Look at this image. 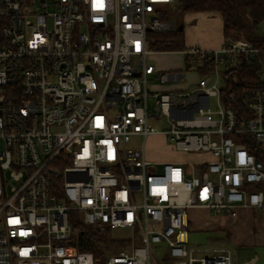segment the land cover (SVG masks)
<instances>
[{
    "label": "built area",
    "instance_id": "2783aa9c",
    "mask_svg": "<svg viewBox=\"0 0 264 264\" xmlns=\"http://www.w3.org/2000/svg\"><path fill=\"white\" fill-rule=\"evenodd\" d=\"M175 2L0 0V264H164L163 245L172 264H241L229 248L189 247L188 209L264 210L249 147L264 151V89L227 86L259 49L185 44L173 52L186 68H158L148 32L177 27ZM187 70L192 90L154 88ZM160 113L165 130L150 121ZM151 135L162 160L148 156ZM72 216L117 250H79Z\"/></svg>",
    "mask_w": 264,
    "mask_h": 264
},
{
    "label": "trees",
    "instance_id": "16d2710c",
    "mask_svg": "<svg viewBox=\"0 0 264 264\" xmlns=\"http://www.w3.org/2000/svg\"><path fill=\"white\" fill-rule=\"evenodd\" d=\"M174 8L183 13L216 11L223 18L226 44L232 45L238 38L254 43L259 49L258 53L248 60H242L240 69L233 72L236 82L230 79L227 86L237 90L252 87L264 89V31L260 32L258 29L259 24L264 21V0H176ZM173 45L174 42L164 44L169 49ZM249 147L264 162V151L257 150L253 144H249ZM260 187L264 189V182ZM70 224L73 228L72 243L79 250L92 251L103 258L117 250L110 232L92 230L75 216L70 218Z\"/></svg>",
    "mask_w": 264,
    "mask_h": 264
},
{
    "label": "rangeland",
    "instance_id": "374dc122",
    "mask_svg": "<svg viewBox=\"0 0 264 264\" xmlns=\"http://www.w3.org/2000/svg\"><path fill=\"white\" fill-rule=\"evenodd\" d=\"M196 12L190 13H183L180 10H176L174 6L168 11V20L175 21L177 26L181 23H184L185 28L181 31H178L176 28L170 30H163L160 32L150 31L148 32V40H147V49L151 50L152 52L149 53V57L152 58V61L156 64L158 68L169 70V69H177L182 68V57L181 54L177 51L184 47L185 43H189L192 39V35L197 34L199 37L205 40H210L217 37V31H219V21L218 20H211L207 18V15H195ZM217 29V30H216ZM260 32L264 31V21L261 22L258 26ZM167 42H174L170 49L165 47L164 44ZM184 43V44H183ZM157 51V52H154ZM172 51V52H170ZM188 73L186 80L181 81L180 84L186 83L188 80H193V76L189 75ZM156 88H171L175 87L173 84L174 82H165L162 83L160 79H157L155 82ZM194 84L188 85V91L194 88ZM151 109H154L153 100L150 99L149 101ZM213 100V104H214ZM163 116L160 113L159 117L151 118V123L158 128L159 130H165L169 127V125L163 121ZM142 137H135L131 144H140L142 142ZM164 138L162 135H151L147 138V148H148V156L154 160H162L159 157V150L163 151ZM189 212V210H188ZM191 225V223H190ZM212 233L198 230L195 228L189 229V247L190 248H201V249H210L213 250L216 247H225L229 246L228 244H221L218 240H214L211 238ZM231 244V243H230ZM138 245H142L141 242H138ZM230 245L229 247H231ZM232 248H234L232 246ZM212 252H201L197 253L198 255L203 254H211ZM157 254L161 261L164 264H172L173 259H171L166 252V245H163L160 248H157Z\"/></svg>",
    "mask_w": 264,
    "mask_h": 264
},
{
    "label": "crops",
    "instance_id": "0c3cea01",
    "mask_svg": "<svg viewBox=\"0 0 264 264\" xmlns=\"http://www.w3.org/2000/svg\"><path fill=\"white\" fill-rule=\"evenodd\" d=\"M207 15L211 20L219 21V31L217 37L205 40L194 33L192 39L186 45H202L207 48H218L225 41L223 33V18L216 12L211 10H203L196 12L195 15ZM217 30V29H216ZM157 52V51H154ZM171 52V51H170ZM182 57V56H181ZM152 60V58L150 57ZM183 67L170 70H182L186 68L185 60L182 58ZM161 69V68H160ZM164 70V69H163ZM193 76V80H187L183 85L181 82H174L175 87L171 88H154L161 89H184L188 85L194 84L197 78L196 72L187 70L186 75ZM188 212L191 228L209 231L212 233L211 238L218 240L221 244L232 245L229 248L233 253V258L237 263L241 264H264V210L259 207L240 206L236 216L215 215L206 207L192 206ZM231 243V244H230ZM221 248V247H216Z\"/></svg>",
    "mask_w": 264,
    "mask_h": 264
},
{
    "label": "water",
    "instance_id": "95a60500",
    "mask_svg": "<svg viewBox=\"0 0 264 264\" xmlns=\"http://www.w3.org/2000/svg\"><path fill=\"white\" fill-rule=\"evenodd\" d=\"M184 28H185L184 23H181V24H179V25L176 27V29H177L178 31H181V30H183ZM148 30L150 31V28H149Z\"/></svg>",
    "mask_w": 264,
    "mask_h": 264
}]
</instances>
